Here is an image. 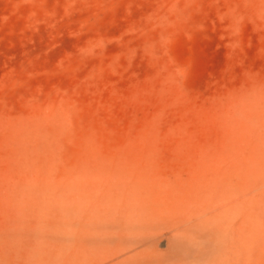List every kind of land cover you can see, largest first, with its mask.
I'll return each instance as SVG.
<instances>
[{"label":"rangeland","instance_id":"1","mask_svg":"<svg viewBox=\"0 0 264 264\" xmlns=\"http://www.w3.org/2000/svg\"><path fill=\"white\" fill-rule=\"evenodd\" d=\"M177 182L264 226V0H0V264L87 263L94 204Z\"/></svg>","mask_w":264,"mask_h":264},{"label":"bare ground","instance_id":"2","mask_svg":"<svg viewBox=\"0 0 264 264\" xmlns=\"http://www.w3.org/2000/svg\"><path fill=\"white\" fill-rule=\"evenodd\" d=\"M239 183L220 189L203 182L169 183L174 198L155 200L129 188L107 193L103 209L93 197L96 241L90 261L77 258L75 264H264V226L259 221L249 227ZM102 221L113 228H93Z\"/></svg>","mask_w":264,"mask_h":264}]
</instances>
